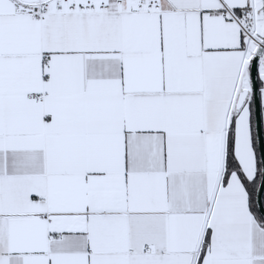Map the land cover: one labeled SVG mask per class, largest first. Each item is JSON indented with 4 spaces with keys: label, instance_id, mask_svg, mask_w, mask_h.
Segmentation results:
<instances>
[{
    "label": "snow or ice",
    "instance_id": "1",
    "mask_svg": "<svg viewBox=\"0 0 264 264\" xmlns=\"http://www.w3.org/2000/svg\"><path fill=\"white\" fill-rule=\"evenodd\" d=\"M0 264H264V0H0Z\"/></svg>",
    "mask_w": 264,
    "mask_h": 264
}]
</instances>
